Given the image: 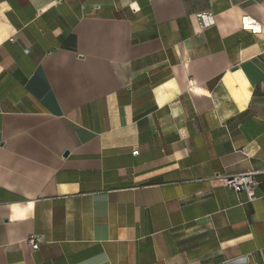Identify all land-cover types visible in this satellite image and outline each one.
<instances>
[{
    "label": "crops",
    "instance_id": "crops-1",
    "mask_svg": "<svg viewBox=\"0 0 264 264\" xmlns=\"http://www.w3.org/2000/svg\"><path fill=\"white\" fill-rule=\"evenodd\" d=\"M0 264H264V0H0Z\"/></svg>",
    "mask_w": 264,
    "mask_h": 264
},
{
    "label": "built area",
    "instance_id": "built-area-1",
    "mask_svg": "<svg viewBox=\"0 0 264 264\" xmlns=\"http://www.w3.org/2000/svg\"><path fill=\"white\" fill-rule=\"evenodd\" d=\"M133 153H137V150H134ZM257 170H248L240 173L232 174H221L215 173L213 178L219 182L222 186L233 189L236 192H244L248 200H252L255 195V188L258 184L256 178ZM26 242L30 245L32 250H36L39 246V239L30 235L26 238Z\"/></svg>",
    "mask_w": 264,
    "mask_h": 264
}]
</instances>
